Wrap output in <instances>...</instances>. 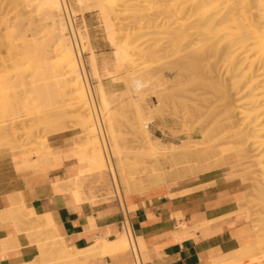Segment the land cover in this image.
<instances>
[{"label": "rangeland", "instance_id": "obj_1", "mask_svg": "<svg viewBox=\"0 0 264 264\" xmlns=\"http://www.w3.org/2000/svg\"><path fill=\"white\" fill-rule=\"evenodd\" d=\"M3 1L0 0V18H4L2 19L4 22L0 19V42L3 46H0V48L2 47L0 50V56H2V58L8 57L6 58V60L9 62H7L6 60L4 61L3 59L5 58L2 59L4 61L3 62L0 58V63H8L9 66H13L12 68L9 66L6 67L7 64H4L6 71L9 68L12 69V72L8 70L7 74L9 75L11 72L12 78H14V80L11 78L13 80V82L11 80L13 87H17L20 89L18 90L17 88H14L17 89L14 90L12 88L7 90L8 94L11 90V93L9 94V96H7H13L11 95L13 91H20L18 94L25 93L28 97L25 98L24 96L26 95L24 94V96L22 95V98L26 99L25 101H23L25 102L24 105H27V103L32 104H30L31 106L28 105L26 107L27 110H29L31 117L29 116V113L26 109L24 110V112L22 111L23 109L21 110L22 115L20 116L21 118L24 117V114L29 116V118H24H28L26 120L30 119L28 122V124H31L29 125L30 127L32 126V123H36L37 121V126L35 125V128L34 124L32 126V129L34 130V139H32V141H34L35 144L31 141L28 142L31 139L27 137V131L23 129V131H20L19 128L15 129L17 130L15 131V136H10L9 140L14 141L17 144L28 143L27 146H23V148L27 153L29 151L27 155L30 156L35 155V150L37 148H40L37 143H40L42 141L46 142L48 141L49 137L55 134L70 132L74 137V143L81 135V131L79 129L77 121L75 120V117H73V111L69 110V105V107L66 105L70 103V98L68 99V97H71V95L69 94L67 89V92H65L63 83L61 85L62 81L58 83V81H60V78L55 79L54 77L56 74H59L61 70L60 61L58 60L61 57H59V55H56V57L59 58H51L54 57V55L53 53L50 54L49 52V47L51 46L53 39L51 34L52 28L49 25L50 22L46 16L47 8H44L42 6V0H5L4 3ZM260 1L262 0H63L66 11L65 13L62 11L60 13H56L55 17L56 20H62L67 26L66 36L69 37L72 34L73 37L70 36L69 38L71 39V45L73 42L76 43L75 46L79 54V61L87 84V88L89 89L90 93L91 87L95 92V102L92 98V95L91 100L93 102L96 115L97 112L95 103L98 106L101 112L102 120L101 124L100 119L97 115V122L99 124L101 139L100 135L98 134H96L94 138L98 142V149H100L102 153L103 151L101 148L103 145L107 158L109 159V165L112 163L111 165H114L115 167L118 166L117 159L114 158L113 161H110L109 152L103 134L104 129V133L106 134L109 146L112 145L109 133V130L112 127L116 135V144L121 153L124 151L123 156L125 157H123L122 154L120 155V157H123L122 160L126 159L128 165L134 166L133 172L135 174L139 173V177L135 175V179L137 178L136 187L142 188V190L138 191L137 193L160 185L170 186L183 181H192L197 177L203 176L204 174H208L213 170L218 169L228 170L232 173H241L240 175L231 177V179H239L240 182L245 185L244 199L240 204L239 209L245 213L246 218L244 219L248 221L252 227L254 241L247 246H243L221 257L219 259L220 261L218 260L219 262H221V264H226V258L228 257L229 258L227 259V261L231 264L229 259L233 260L234 258L232 256L236 252L241 254L235 261H233L232 264H250L251 261H249V259L252 256L256 257L254 264H264V197L262 196L260 191L262 187V191H264V183L261 182L264 181V172L262 173V171L260 172L258 170L261 167H264V164H262L263 162L257 158H253L254 160L250 159L247 162H239L238 158H235V155L230 149L236 147L238 144L236 140H233L235 141V144H233V141H231L232 138L227 135L230 130V127L228 126L230 125L232 119H226L225 115L222 112L224 108L222 104L223 100L221 98V95H223L222 92L224 90H222V88L220 87L222 85V80L221 78L217 77V74L214 75L213 72L211 73L209 71V67H207L209 65H207L208 63H206L205 60L203 63L200 59H196L195 54L205 44L206 38L208 36L214 35V37L218 39L219 44V52L216 58L219 60L218 67L220 68V64H223L225 60L227 61L230 55L234 56L235 54H237L239 56V53H241V49L239 48V40L242 36H244L245 30H250L249 36L253 32H256V35L254 39H252L253 50L251 52L249 51L247 58L249 61L260 58L259 55L261 54L264 47V19H258L261 23L254 28L253 25H251V20L253 17L252 15H254L255 17L263 13L264 0L263 2ZM100 5L104 9L105 14L103 15H101L99 12ZM234 7L236 9H234ZM232 10L236 11L237 15L242 14L241 17L236 18L235 16L234 18V16H229V19L226 22H213V17H215L218 13H229V11ZM251 12L253 13L252 15H250ZM6 14H9V16H6ZM16 15H19L18 19L20 16L28 18L25 20L26 22L24 21V24L22 20H24L25 18L22 19V17V24L17 22V20L16 22L12 21L13 23H11V19L14 18L15 20V18H17ZM41 15L42 17H40ZM7 19L9 22H6ZM6 23H8L9 25ZM10 23L12 25H10ZM31 23L38 25L39 28L38 26L32 25ZM18 24H20L19 26H21L22 28L26 29L28 28L27 26H30L28 28L29 31L26 29H22L21 27L16 28ZM247 24L251 25V28L249 27L250 29L248 28ZM23 25L25 26L23 27ZM68 25L70 26L72 32H70ZM5 26H9L11 27V29L7 27L8 31H6ZM105 27H108L109 32ZM18 28L19 30H17ZM43 29H45V32L47 31V33H45ZM11 30H13L11 34L14 35L15 38L17 37L14 40H11L14 38L12 35L8 34L9 36H6L7 34H5V32L10 33ZM20 30H23V34ZM24 30L28 31V33H26L25 31V33L27 34H25L26 36L24 35ZM208 30L210 32H208ZM18 31H20L21 33ZM35 31H40V33L42 32L43 34L41 33V35L38 33V35L37 33H35ZM32 32L34 34H32ZM18 33L22 35V38L24 35V38H28L27 40L29 41H32L33 36L36 37L35 35H37L39 39L41 37L42 38L39 40V42H37V38H34L36 40H33L34 43L28 41L26 45V42L25 44H22V42H20L22 39L20 38V34V36H17ZM108 33L113 36L112 42L108 39ZM18 37L21 40L18 39ZM256 37L257 39L255 42ZM72 38H75V41ZM5 40H7V43H5ZM18 40H20L19 43ZM4 43L9 44L8 46L10 48H12L13 45H16L12 49L15 53H13L12 50H9L10 53H8L7 49L9 48L7 45H4ZM95 48L100 49L99 53L102 54L96 56ZM47 49L49 50V53L47 52ZM116 50L123 53V60L119 64L120 67L118 68L116 67L114 57V52ZM148 50H154V54H148ZM5 51L7 52L8 56H6L7 54ZM41 51H46L43 52L46 54L48 53V55L45 54L46 58L44 54L42 55ZM11 52L15 54V56L13 55L14 58L9 57ZM39 54L42 55V58L40 60L41 62L37 63V60L34 59H36L35 55L38 59ZM192 56L195 58V60ZM15 57L18 59V61L17 59L15 60ZM9 58L11 59V61L13 58L14 61L10 62V60H8ZM193 60L195 63H198L195 64L194 62H192ZM248 60L245 61L247 62ZM246 62V67L247 65H249V63L250 65L253 63V61H250L247 64ZM180 65L181 68H179ZM93 67L96 70L97 77L94 75ZM35 69L39 72H37V77L35 76V71L33 72V70ZM206 69L207 71H205ZM152 74L155 77H152L151 79L150 76H153ZM147 76H149L150 80ZM219 76L221 75L219 74ZM21 78L22 81L24 80L22 82V85L23 83H26L29 86L28 82L33 80L34 82L31 81L34 83L33 85L31 84L32 88L34 89L33 86H36L37 88L41 87V89L43 90L40 89L41 91L39 90L36 94L33 89H31V91L33 90L32 93L30 89H27L28 86L23 85V87L26 86V91H30V93H26V91L23 92L22 90H25V88H23L21 85L20 87L18 84L14 83L15 79H17V82H20L19 80H21ZM137 78L145 80V83L143 85L144 90L141 89L142 95H144V102H142V99H140L141 97L136 94L137 92L133 91L134 89L131 88L132 81ZM202 78L203 80L207 79L204 80L205 82L215 78L213 80V83L215 84L214 86L212 85V88L217 87L218 90L216 88V90H214L211 87H207L206 85H204ZM146 79L149 81V83ZM151 80L154 83H152ZM157 82L159 84H157ZM97 84H101L106 93V99L109 103L107 111H105L102 107V104L98 97ZM202 85L207 87V89ZM48 87L51 88L49 90H46L48 89ZM221 90L222 92L219 93V91ZM14 93L15 92H13V94ZM34 99L39 101L40 104L37 101L36 103H38V105L34 103ZM140 101L142 102V104L140 103ZM220 102L222 105H220ZM159 103H161V109H159V111L153 112L155 117L151 119L150 123L148 124V131L152 139H159L160 143L165 145V149L167 148V150L169 149L170 151H167V154H165L164 156L163 154L162 156L161 154H157V157L153 155L155 156L153 159L152 156H149V153L146 151L147 149H145L144 146L141 145V143V147L138 145L137 139L139 137V134L135 127H137L138 119L141 118L140 114L148 113L147 108H151L154 110V106H157V104ZM29 106L32 109L34 107L35 108L32 110ZM136 107H141L140 109L143 111L141 112V110L138 109L140 111V113H138ZM143 107L145 108L142 109ZM36 108H38L39 110ZM1 109L3 110V106L0 103V119L2 116H4V110L2 111ZM46 109L49 110L47 113H49L50 110H53V113L56 115L57 122H59L56 123L53 121L51 123L59 125L51 128L50 130H47L46 132H42V130H44L43 121L44 119L46 120V116H43V119L41 117L42 115H40L42 112L40 113V111H43V113L46 114ZM53 113L51 112V114ZM7 114L8 113L5 114V118L9 119V114ZM51 114L50 117L52 118ZM38 115L41 117V119L39 118L37 120L36 118H38ZM5 118L4 120L6 121L7 119ZM23 120L24 119H20L19 121L23 122ZM26 120H24L25 123L27 122ZM48 120L49 119L47 118V121ZM3 122H1L0 125L3 124ZM39 122L41 125H43V127L39 124ZM8 123H10L9 120L7 121V124ZM18 125V127H20V124ZM36 128H40V130L36 131ZM79 138H82L81 141L85 140L83 139V137ZM199 143L203 147L202 149ZM29 144H34L36 146V149L31 151L30 149L33 148ZM195 144L196 149L194 148ZM249 146L253 147L251 145ZM177 149L178 151H176ZM0 150L8 151L11 155L16 157H22V154L19 153L20 151L16 154H13L10 148L5 146H0ZM204 150L205 154H203L202 152ZM254 151V153L258 152L257 149ZM75 152L76 150L74 149V153ZM125 152L126 154H124ZM46 153L49 152H42L40 154H36V156ZM76 154L77 152L75 153V155ZM127 156L129 159L127 158ZM78 157L76 156V158ZM171 161H173V164L176 167L171 164ZM175 161L177 162L176 165ZM114 163H116V165ZM84 166L86 167V165ZM172 166L174 168H172ZM261 174L263 177H261ZM153 175L155 176V180L153 178ZM160 175L162 176V178ZM79 176L80 177H77L79 185L80 179L83 184V188L87 186L91 189V191L89 192V198H87V200L96 202L97 199H101L102 197L107 200L117 199L114 195L111 176L107 169L100 173H94L92 170H89L84 173H79ZM137 193L132 194V196ZM126 201L127 207L129 208V213H131L133 210H131L132 207L130 206V202L128 199ZM120 204L122 205V203ZM11 209L16 214V218H21L23 221H25L26 216L29 214V212H27L28 210H25V206H23L22 204L15 205V203H13ZM8 212L9 211H6L3 215H9ZM28 216L32 219V223L30 224V226L31 228H34V230L32 229V231L30 230L31 238H34L38 248L41 246L45 248V245H43V243L48 241V238H51L52 234H50L49 232L47 234L48 238H46L47 235H40L39 232L36 233L37 229H43V227H40L41 219H39L34 214H30ZM11 217L14 218V216ZM139 250L142 261L143 263H145L146 251L140 245ZM126 251V254L130 253L129 248ZM235 256H237V254ZM131 264H133V262Z\"/></svg>", "mask_w": 264, "mask_h": 264}, {"label": "crops", "instance_id": "obj_2", "mask_svg": "<svg viewBox=\"0 0 264 264\" xmlns=\"http://www.w3.org/2000/svg\"><path fill=\"white\" fill-rule=\"evenodd\" d=\"M99 50L95 48L96 56L102 54ZM73 138L70 132L49 137L51 151L38 156L22 158L0 150V264H29L39 255L27 223L3 215L13 203L36 216H48L68 249L84 251L98 239L111 242L121 236L116 200H87L91 189L83 188L80 179L82 202L53 187L80 177L78 172L87 167L77 161ZM240 174L213 170L192 181L160 185L132 196L129 202L135 209L128 218L136 240L144 244V264H210L251 244L252 227L239 209L245 185L231 179ZM126 252L69 264H131L132 256Z\"/></svg>", "mask_w": 264, "mask_h": 264}, {"label": "bare ground", "instance_id": "obj_3", "mask_svg": "<svg viewBox=\"0 0 264 264\" xmlns=\"http://www.w3.org/2000/svg\"><path fill=\"white\" fill-rule=\"evenodd\" d=\"M4 1H3V3H4ZM260 2H263V0L260 1ZM6 4H8V3H6ZM42 6L44 8H47V14H46V16H47V19H49V22H50L49 25L52 28V33L51 34H52L53 42H52L51 46L49 47L50 48L49 49L50 51L47 49V52L49 51L50 54L53 53L54 57H51V58H55L56 55H59V57H61L60 59H58L60 61V65H61L60 69L61 70H60L59 74H56L54 77H55V79H57V78L59 79L60 78V81H58V83L62 81L61 82V85L63 83V85L65 87V92L68 91L69 94L71 95V97L70 96L68 97V99L70 98L69 99L70 100V103L69 104H66V105L67 106L69 105L71 107L70 108L68 106L69 107V110L73 111V114H74L73 117H75V120L78 123L79 129L81 131V135L79 137H83V139H85L84 141H81L82 138L80 139L78 137V140H76L74 142V149L76 150V152L78 154V155L76 154V156L77 157L79 156L77 158L78 162L79 163L81 162V163H84V164L87 165L86 169H84V170H82L81 172H78V173H84V172H87L89 170H92L94 173H100V172H103L105 169H107L109 171V173H110V176H111V180H112V184H113V190H114V195L117 198L116 199V202H117L118 207L120 206L121 208H124L125 210H127L129 212V210H128L129 208L127 207V201L126 200L128 199L130 201V198H131L132 194L137 193L138 191L142 190V188H137L136 187V179L137 178L135 179V177L136 176L139 177V175H138L139 173H136L135 174L133 172L134 171L133 170V167L134 166L128 165L125 158H124L125 160H122V158L125 157V156H123V152L124 151L122 153L120 152V150H119V148H118V146L116 144L117 143L116 140H115V136L116 135H115L114 130H113L112 127L109 130L110 139L112 141V145L109 146V143H108L106 134L104 133V129H103V134H104V138H105V141H106L107 149H108V152H109L110 161L111 160L113 161L114 158L117 159V165L118 166L115 167L114 165H111L112 163L110 164L111 166L109 165V159L107 158V155L105 153V148L103 147V145H102V148H101L102 151H103L102 153H101V150L98 149V147H99L98 146V142L94 138L95 135L98 134V135H100V139H101V133H100V130H99V124L97 122V115H98V118L100 119V123L101 124H102V120H101V112H100L98 106L95 103L96 112H97V115H96L95 108H94L93 102L91 100V95H92V98H93V100L95 102V92H94V90H93L92 87L90 88L91 89V93H90L89 89L87 88V84H86V81H85V78H84V75H83V71H82V68H81V64H80V61H79V56H78L79 54H78L77 49H76V46H75L76 43L73 42L72 45H71V39L69 38L70 36H72V34L69 37L66 36L67 35V26L65 25V23L62 20H60V19L59 20H56L55 19L56 13H60L61 11L65 13V11H66L65 10V6L63 4V0H42ZM183 8H184V6H183ZM234 9H236V8L234 7ZM12 10H14V9H12ZM99 10H100L99 12H100L101 15L105 14L104 13V9L101 7V5L99 7ZM7 12H5V13H7ZM252 14L253 13L251 12L250 15H252ZM241 15L242 14H238L237 15L236 14V11L232 10V11H229V13H226V12H223V14L222 13H218L215 17H213L212 20H213V22H215V21L218 22L219 21V22L222 23V22H226L229 19L228 18L229 16L230 17H233L234 16V18L236 16V18H240ZM6 16H9V14L8 15L6 14ZM16 16H14V17H16ZM18 16H17V18H15V20H14V18L11 19L10 22L13 23L12 21L16 22V20H17V22H19L20 24H22L21 22L23 21V24H24V21L28 18V17H22L23 16L22 15L18 19ZM252 16H251L252 17L251 25H253V28H254L258 24L261 23L258 19H261V18L264 19V9H263V13L261 15L255 16V17H254V15H252ZM21 17H22V19L23 18H25V19L22 20ZM40 17H42V15ZM31 18H32V16H31ZM0 19L2 20L4 18H0ZM30 20H27V21H30ZM38 20H40V19H38ZM245 21H246V19H245ZM6 22H9L8 19H7ZM40 22H43V21H40ZM11 23H10V25H12ZM6 24H8V23H6ZM20 24H18V26H16V28L17 27H21V26H19ZM14 25H16V24H14ZM32 25H35V24H32ZM251 25H248V28ZM24 26L25 25H23V27ZM35 26H38V25H35ZM5 27H6L5 28L6 31H8L7 30V27L11 29V27H9V26H5ZM13 27H15V26H13ZM27 27L29 28L30 26H27ZM68 27L70 29V32H72L69 25H68ZM108 27H109V25H108ZM108 27H105V28H107V31L109 32ZM28 28L27 29L26 28H22V29L28 30ZM38 28H39V26H38ZM40 28H42V27H40ZM1 30H2V28H1ZM17 30H19V28ZM26 30H24V35L26 33H28V31H29V30L28 31H26ZM43 30L45 32V29H43ZM20 31L23 34V30H20ZM20 31H18V32H20ZM25 31H26V33H25ZM47 31H48V28H47ZM47 31L45 33H47ZM12 32H13V30H11L10 33L5 32V34H7L6 36H9V35H12L11 34ZM208 32H210V31L208 30ZM20 33H18V35L17 34H15V35L20 36L21 35ZM35 33L41 34L42 32L40 33V31H38V32L35 31ZM32 34H34V33L32 32ZM249 34H250V30L249 31L248 30H245L244 36H242L240 38V40H239V48L241 49V53H239V56L237 54H235L234 56L230 55L229 56V59L227 61L225 60L223 64L222 63L220 64L221 65L220 68L218 67V65H219V62L218 61L219 60L216 58L217 55H218V52H219V44H218V39L215 38L214 35L208 36L206 38L205 44L200 48V50L195 55H196V59H200L203 63H204V60H205V62L208 63L207 65H209V66H207V67H209L208 68L209 71L211 73L213 72L214 75L217 74L218 76L217 75L216 76L219 77V78H221V80H222L221 81L222 82L221 83L222 85L220 87L224 91L222 92V90H221V91H219V93L222 92V94H223V95H221L222 96L221 98L223 100L222 101L223 102L222 104H223V107L224 108H223V111L222 110L221 111L225 115V118L226 119H230V120L232 119L230 125L228 126V127H230V130L228 128L229 133H227V135H229V137L232 138L231 141L236 140V142L238 144L236 147L230 149V150H232L233 154L235 155V158L236 159L238 158L239 162H247L250 159L257 158V159H259V160H261L263 162L262 164H264V47L262 49L261 54L259 55L260 58H256L254 60H250V61H253V63L251 65L249 63L250 66L247 65V67H246L245 66V62H246L245 60H248L247 56H248L249 51L251 52L253 50V48H252V46H253L252 39H254V37L256 35V32H253L250 36H249ZM24 35H23V38L27 34L25 36ZM12 36L14 37V35H12ZM30 36H32V35H30ZM35 36L36 37L33 36L32 41H29V40H27L28 38H24L23 39L22 38V35H21L20 38L23 41L24 40H27V41H24L23 42L18 37V39L21 40V41L18 40V43H19V41L22 42V44H25V42H26V45H27V42L28 41L34 43V41H36L35 39L37 38V42H39V40L42 38L41 36H39V37H41L39 39L37 35H35ZM16 38L14 37L11 40H14ZM72 39L74 40L75 38H72ZM108 39L112 42L113 41V36L111 34H109L108 35ZM256 39H257V37L255 38V42H256ZM11 40H10V42H11ZM5 41L4 42L7 43V40H5ZM5 43H4V45H7V46L9 45V44H5ZM0 46H2L1 45V42H0ZM14 46H16V45H13V47ZM71 46H72V48H71ZM13 47L10 48L8 46V48H9V49H7L8 53H10L9 50L11 51L13 49ZM1 48H0V50H1ZM29 48H31V47H29ZM116 48H117V46H116ZM12 51H13V53H15L14 50H12ZM43 52H46V51H43ZM43 52H42V55L43 54L45 55L46 53H43ZM13 53L11 52V54H10L11 56L9 55L10 58L13 57V55L15 56V54H13ZM48 53L46 55H48ZM147 53L148 54H154V50H148ZM0 54H1V52H0ZM6 54H7V52H6ZM227 54H229V53H227ZM30 55H31V53H30ZM39 55H38V57H39L38 59H37V56L35 55V58L36 59H34V60H37V63H40L41 62L40 60L42 58L41 57L42 55H40V56ZM46 55H45V58H46ZM53 55H51V56H53ZM6 56H8V54ZM59 57H56V58H59ZM114 57H115L116 67L118 68V67H120L119 64L123 60V53H121V51L116 50L114 52ZM0 58L2 60L5 57L2 58V56H0ZM6 58H8V57H6ZM6 58L3 59V60L5 61ZM10 58L8 60H10V62H13L14 61V59H13L14 57L12 58V61H11ZM16 59L17 58L15 57V60ZM194 60H195V58H194ZM194 60L192 62H194ZM17 61H18V59H17ZM250 61L248 60L246 62V64L248 62H250ZM3 62L0 63V103L3 106V110H4V113H3L4 116H2V117L5 118V116H6L5 114L8 113L9 115L8 114L7 115L9 117V119L5 118V119H7L5 121L4 118L1 117L0 120H1V122H3V120H4L3 124L4 123L7 124V121L8 120L10 121V123H8L7 125L6 124H4V125L1 124L2 126L0 125V146H5V147L10 148V150L12 151L13 154H16L17 152L20 151L19 153L22 154V158H25L27 156H30V155H27L29 153V151L27 153L24 150V148H23V146H27L28 143H25V144H23V143L22 144H17L16 142L9 140V137L10 136H15V134H16L15 131H17L15 129L19 128L20 131L22 129L27 131V137L29 139H31L28 142L31 141L33 143L34 141H32V139H34L33 138V134H34L33 132H34V130L32 129L33 128L32 126L34 124V128H35L37 126V124H36L37 121H36V123H32V126L30 127L29 125H31V124H28V122H29L30 119L29 120H26L31 115L29 113V110H27L26 107L28 105H30L31 103H29V104L27 103V105H24L25 102H23V101H25L26 99H23L22 98V95L24 96L25 93L18 94L20 91L16 92V91H13L12 90L15 93L13 94V92H12L11 95H13V96L10 95L11 97H8L9 94L11 93V90H10L9 94L7 93L8 92L7 90L12 89V88L14 89V88H17V87H13V84H12L14 78H12V74H11V72H12L11 70L12 69H10L9 67L12 68L13 66H9L8 63H3ZM7 62H9V61H7ZM188 63H189V61H188ZM197 63L198 62H196L195 64H197ZM4 64H7L6 67L9 66L8 67L9 68L8 70L11 71L10 74H9L10 77L7 74V71L8 70L6 71V68H5V65ZM200 64H201V62H200ZM205 66H206V64H205ZM179 68H181V65L179 66ZM93 71H94V75L97 77V73H96V70H95L94 67H93ZM205 71H207V69ZM33 72L35 73V76L37 77L38 76V73H39L38 70L35 69V70H33ZM218 73L221 76H219ZM150 75H151V73H150ZM147 77L149 79V76H147ZM152 77H155V76L154 75L153 76H150L151 79H152ZM214 79L215 78H213L210 81L213 83V80ZM11 80H12V82H11ZM202 80H203V78H202ZM204 80H207V79H204ZM204 80H203V82H204L203 84L206 85L207 87H211L212 88V85L214 86V84H215V83L212 84L210 81H206L205 82ZM19 81L20 82H17V79H15V82L14 83L18 84L19 86L21 85L22 87H23V85L28 86V84H26V83H23V85H22V82L24 81V80L22 81V78ZM31 81H33V80H31ZM151 81H150V83H151ZM25 82H27V81H25ZM30 82H28L29 83V86L27 87V89H30V91H31V89H33L32 88V85L34 84L33 83L34 81L31 82V83ZM144 83H145V80L139 79V78L134 79L132 81V83H131L132 84L131 85L132 86L131 88L134 89L133 91H136L137 92L136 94L139 97H141L140 99H142L141 100L142 102H144L143 101V99H144L143 96L144 95H142L141 89L144 90V87H143ZM148 83H149V81H148ZM152 83H154V82L152 81ZM157 84H159V83L157 82ZM30 85H31V87H30ZM204 85H202V86H204ZM216 85H217V83H216ZM25 87H23V88H25ZM33 87H34L33 90H34V92H36V94L41 89V87L40 88L38 87L39 89L36 86H33ZM207 87H205V88L207 89ZM35 88L38 89V90H36ZM45 88H47V87H45ZM50 88L51 87H48V89H46V90H49ZM145 88H147V87H145ZM215 88L217 89V87H213L212 89L216 90ZM17 89L20 90L19 88H17ZM17 89H14V90H17ZM66 89H67V91H66ZM41 90H43V89H41ZM52 90H54V89H52ZM22 91L23 92L26 91V88H25V90L23 89ZM30 91L29 92L26 91V93L27 92L30 93ZM97 93H98V97L100 99V102L102 104V107L104 108L105 111H107L108 110L109 103H108V100L106 99V93H105V91H104V89H103V87H102L101 84H97ZM66 94H68V93H66ZM217 94H218V92H217ZM32 95H34V94H32ZM51 96H52V94H51ZM24 97L26 98L28 96L26 95ZM139 97H138V99H139ZM218 97H219V95H218ZM32 98H34V97H32ZM50 100H52V99H50ZM168 100H170V99H168ZM36 101L37 100H35L34 103H36ZM59 101H61V100H59ZM141 101H140V103L142 104ZM37 102H39V101H37ZM36 104L38 105V103H36ZM39 104H40V102H39ZM160 104L161 103L157 104V106L155 105L154 106V110L151 109V108H149V109L147 108V110H148L147 112L148 113H146L144 111L149 116L146 115V114H144V113L143 114L141 113L140 114L141 115V118L138 119L137 127H135L136 130L138 131V134H139V137L137 136L138 137V139H137L138 145L140 146V143H141V145L144 146L145 149H147L146 151L149 153V156H152L153 159H154L155 156L157 157V154H159V155L161 154V156L163 154V156H164L165 154H167V151H170L169 149L167 150V148L165 149V145L161 144L160 141H159V139H157V138L152 139L151 136H150V133L148 131V124L150 123L151 119H153L155 117V115L153 114V112L159 111V109H161ZM222 104L220 102V105H222ZM136 108H137V110L138 109L141 110L140 109L141 107H136ZM144 108L145 107H143L142 109H144ZM25 109L29 113V116H27V115L24 114V117H28L26 119L24 117L21 118V116H20V115H22V111L24 112ZM30 109H32V108L30 107ZM36 109H38V108H36ZM139 110H138V113H140ZM5 111H6V113H5ZM43 111H44V109H43ZM43 111H40V113L41 112L43 113ZM48 111L49 110L45 111L46 114L43 113L45 115H43L42 113L41 114L40 113H37V114L42 115L41 116L42 118H43V116H46L45 117L46 120L43 118L44 119V121H43L44 122V130H42V132L43 131L46 132L47 130H50L51 128H54L57 125H59V124H52L51 123L53 121L56 122V123H59V122H57L56 115L53 113V110L52 111L50 110V112L47 113ZM142 111L143 110H141V112ZM37 112H39V111H37ZM51 112L53 114H51ZM35 113H36V111H35ZM50 114H51L52 118L50 117ZM33 115H35V114H33ZM35 117H37V116H35ZM41 117L38 115V118H36V119L37 120L39 118L41 119ZM49 117L51 118V120H50ZM19 118L21 120L22 119L26 120L27 121L26 123H27V125L29 127L26 125V123L24 122V120H23L24 123L21 122V121H19L20 120ZM47 118L49 119L48 121H47ZM224 120H223V122H224ZM18 124H20V127H18L19 126ZM39 124H40V122H39ZM40 125H38V126H40ZM41 126L43 127V125H41ZM38 130H40V128H36V131H38ZM223 133H225V132H223ZM234 142L235 141H233L232 143L235 144ZM229 143H231V142H229ZM34 144H35V142H34ZM34 144H29L33 148V149H30L31 151H33L34 149H36L35 148L36 146ZM37 144L40 146V148H37L35 150V152H34L35 155L36 154H40L42 152H49V151H51L50 148H49V146H48V142L47 141L46 142L42 141V142L37 143ZM196 144H195V147H194L195 149H196ZM199 145H200V143H199ZM249 145H251L253 147H250ZM202 148L203 147L201 146V149ZM178 149L176 151H178ZM256 149L258 150V152L257 153H254L255 152L254 150H256ZM202 152H203V154H205L204 153L205 150L202 151ZM121 154L123 156L122 158L120 157ZM124 154H126V152ZM153 155H155V156H153ZM152 157H151V159H152ZM127 158H128V156H127ZM173 161H171L172 162L171 164L174 166ZM176 161H175V165L177 164ZM114 164L116 165V163H114ZM156 166H157V164H156ZM173 166H172V168L176 167V166H174V167ZM258 170L260 172L262 171V173H263L264 172V167H261ZM143 173H142V175H143ZM157 176H158V174H157ZM261 177H263L262 174H261ZM261 177H260V179H261ZM153 178L155 180V176ZM161 178H162V176H161ZM261 182L264 183V181H261ZM138 183H140V182H138ZM53 187H54L55 190H57V191L58 190H61L64 193H66V191H69L70 193H72V195L74 196V198L77 201H81V198H83V197H81V195L83 196V194H81V191L82 190H81V186L78 183L77 177H74V178H72V179H70V180H68V181H66L64 183H61V184L56 183V184L53 185ZM262 188H261L260 191H261L262 196L264 197V191H262ZM257 190H258V188H257ZM82 200H84V199H82ZM120 203H122V205L124 207ZM130 206L132 207L131 210H134L135 209V207L133 205L130 204ZM25 210H28V209L25 207ZM8 211H9L8 212L9 215L14 216V218H16V214L14 213V211L11 208H9ZM27 212H29L28 215H30V214L33 215L32 212H30V211H27ZM28 215L26 216L25 223H27V226H29V230L28 231H30V230L32 231V229L34 230V228H31V226H30V224L32 223V219ZM37 217L39 219H41V221H40V225L41 226L40 227H43V229H40V230L37 229L36 230V233L39 232L40 235H45L46 236L50 232V234H52V237L51 238H48V235L46 236V238H48L49 240L43 243V245H45V248L43 246L39 247L38 248L39 249L38 258L37 259H34L29 264H47V263H50V264H52V263L53 264H69V263H72V262H76L78 260L80 261V259L81 260H83V259L86 260L87 258L89 259V257L90 258L91 257L93 258L94 256H103V257H105V256H108V255L123 253L128 248L129 249H131V248L133 249L134 246L137 248V250H139V245L140 246H142V245L144 246V244H142V241H140L139 239L136 240V238L133 237L132 232L129 231L128 228H125V230H122L123 233H121V236L117 240H115V241L109 242V241H107L105 239H98L92 246L88 247L84 251H77V250H74V249H68L62 243V240L59 239V238H57V235H55V230H54V227H53V225H52L49 217L48 216H41V217L37 216ZM262 220H263V218H262ZM19 233H20V231H19ZM132 242H134V246H133V243ZM236 254H237V256H235ZM240 254L241 253L236 252L232 256L234 259L233 258H232L233 260H230L229 259V261L231 262V264L233 263V261H235L240 256ZM220 258L214 259V260L210 261L209 263L210 264H221V262H219L220 261L219 260ZM228 258H226V264H230L227 261ZM255 258H256L255 256H252L249 259V261H251L250 264H254Z\"/></svg>", "mask_w": 264, "mask_h": 264}, {"label": "built area", "instance_id": "obj_4", "mask_svg": "<svg viewBox=\"0 0 264 264\" xmlns=\"http://www.w3.org/2000/svg\"><path fill=\"white\" fill-rule=\"evenodd\" d=\"M119 209H120L121 217H122L121 223H120L121 229L125 230V228H128L129 231L132 232L133 237H135L133 230H132L131 223H130L129 218H128L129 212L127 210H125L124 208H121L120 206H119ZM132 243L134 246V242H132ZM129 252L132 256L133 264H144L142 261L141 255H140V251L137 250V248L135 246L133 247V249L132 248L129 249Z\"/></svg>", "mask_w": 264, "mask_h": 264}]
</instances>
